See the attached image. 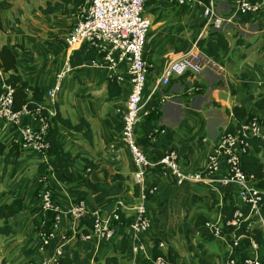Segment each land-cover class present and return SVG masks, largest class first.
<instances>
[{
    "label": "crops",
    "instance_id": "1",
    "mask_svg": "<svg viewBox=\"0 0 264 264\" xmlns=\"http://www.w3.org/2000/svg\"><path fill=\"white\" fill-rule=\"evenodd\" d=\"M39 5L44 4L36 5L28 1L23 8L11 7L1 13L3 28L0 29V45L5 43L12 47L23 77L38 85L44 92L52 84L56 72L71 56L65 38L77 13L44 14L37 9ZM198 9L194 5L179 6L154 0L148 1L145 6V15L151 26L144 56L153 65L147 75L144 97L154 87V94L163 97L160 99L159 117L163 129L143 149L148 154L159 155L166 147H174L178 152L180 165L187 170L203 166L208 152L225 125L234 121V115L225 109L232 104H239L252 110L250 93L264 91V47L230 51L231 42L218 57L210 56L206 47H194L193 36L203 22ZM238 21L242 23L241 20ZM222 26L219 30L224 29ZM261 27L264 32L263 23ZM232 51H236L234 57L231 56ZM170 64L173 65L172 77L185 70H190L193 75L173 81L168 89L162 84L157 85L160 74ZM120 70L124 71L123 65ZM191 78L200 81L204 87L191 89ZM107 79L106 69L92 66L87 61L72 66L64 75L62 88L56 98L57 108L73 121L85 116L91 124L93 140L89 143L83 131L70 129L61 130L58 137L65 148L91 158L94 165L85 167L83 161L78 159L72 165L50 175L49 184L54 199L59 204L60 221L55 228V237L47 244L39 246V237L33 228L28 209L11 215L9 220L14 232L0 235V264H57V247L61 249L62 264H105L106 256L120 255V244L125 233L122 226H116L109 238L96 235L84 238L77 229V221L69 216V211L80 204L85 212L98 208L102 216L113 223L110 214L117 201L133 202L138 197L134 193L136 184L133 178V156L121 136L122 112L129 85L126 84L119 95L108 98ZM209 88L212 89L211 106L206 105L208 98L203 96ZM201 101L206 107L200 106ZM149 105L150 99L146 102V107ZM252 111L264 123V109ZM22 121L24 124H36L29 114H24ZM18 136L19 126L0 119V140H6L10 144ZM51 160L52 157L45 152H29L21 148L19 157L7 168L2 179L4 181H0V202L21 197L30 206L38 204L41 198L35 195L34 190L38 185L39 164L42 161L50 164ZM105 170L110 173L121 172L125 178L111 180L105 175ZM223 170L224 166L222 170L211 174L208 180L177 185L160 169L149 168L145 174V184L150 188V196L144 203L152 224L149 231L142 233L147 252L131 253L126 247L123 256L135 259L137 264H143L142 259L151 254L152 242L158 237H163L165 250L172 246L177 252L175 264H190V257L199 239L207 241L208 247L214 252H217V244L224 246L221 250L225 251L232 235L223 233L215 238L212 234L211 225L221 222L215 202L235 204L241 211V217L254 218L249 226L257 225L250 204L236 194L235 184H222L219 181ZM80 192L84 195L78 201ZM170 214L177 216L173 218ZM197 214H205L209 221L195 225L193 220ZM177 226L184 237L181 244L175 237L172 239L173 243L168 241L172 236H163V233H171ZM249 253L262 260L264 246L249 250ZM225 254L226 252L221 255L217 264H226ZM118 264H129V261L120 260Z\"/></svg>",
    "mask_w": 264,
    "mask_h": 264
},
{
    "label": "built area",
    "instance_id": "2",
    "mask_svg": "<svg viewBox=\"0 0 264 264\" xmlns=\"http://www.w3.org/2000/svg\"><path fill=\"white\" fill-rule=\"evenodd\" d=\"M148 1L153 0H83L78 6L77 15L74 23L66 35V43L72 52L83 42H88L96 49V56L87 60L92 66H98L108 71V78H114L116 82L125 88L129 85V91L125 100L122 112V131L123 141L128 145L134 160L135 168L133 178L139 189L140 209L144 211L143 202L146 199L145 174L149 168H158L168 174L177 185L185 182H199L208 180L209 176L222 170L224 173L219 181L222 184L232 183L236 186V194L246 203L250 204L252 211L257 219V225L264 228V217L260 215L259 206L263 199V188L254 184L252 176H247L240 166V154L248 148L245 141L247 134H262L264 139V123L257 116L244 118L238 124L233 121L231 129H223L218 140L213 144L207 154V158L202 167L194 170H187L180 165L178 152L174 147H166L159 155H151L140 148L135 142V128L143 120L148 108L146 102L154 95V89L144 97V87L150 67L153 62L144 56V49L147 42V35L151 26L149 18L145 15V6ZM167 1L179 6L194 5L199 8L203 19L199 30L194 34L192 45L197 46L196 40L205 36L208 31L219 30L220 26L227 22H236L234 17L242 13L261 15L264 12V0H154ZM225 2L228 6H222ZM220 4V5H219ZM223 33L227 30L220 29ZM70 57L65 60L62 67L56 72L52 84L43 92V104L37 105L34 110H29L25 105L19 109H13V87L5 81L6 73L0 68V119L7 121L11 125L19 126V136L13 141L20 143L22 149L29 151H42L48 146L45 134L47 132L50 118L57 111L56 98L62 88V79L69 72L71 65ZM123 65L124 71L120 70ZM173 72V65L167 66L159 78L157 85H168ZM190 80V88L198 89L199 85H194ZM163 99V97H161ZM160 100V110H161ZM41 108L45 113H41ZM29 114L33 116L36 124H24L22 116ZM158 124H160L158 119ZM43 180V179H41ZM150 191V188H148ZM41 202L45 208L53 207L59 210V204L52 195V189H42ZM125 210L124 203L119 199L112 211V218L118 217L116 209ZM95 215V222L88 233H82L85 238H90L94 233L100 237L109 238L113 235L116 226L111 228L102 225L101 214L98 208L90 210ZM60 213V211H59ZM57 214L54 228L57 227L60 214ZM85 213L82 206L78 204L69 211V216L76 221L80 215ZM138 214L129 224L131 235L134 237L133 251H143L142 242L137 232L147 225V220ZM241 217V211L236 208L234 217L230 221L236 224ZM128 226V225H127ZM124 228V226H123ZM55 235V229L51 236L44 241L47 243ZM127 236V235H126ZM128 237V236H127ZM234 244L239 246L237 240ZM260 245L253 239L246 246V249H257ZM57 256L55 262L61 264L58 257L61 256V249H56ZM249 264H261V259L252 254L245 258ZM152 264H167L162 256H157ZM228 264H239L230 257Z\"/></svg>",
    "mask_w": 264,
    "mask_h": 264
},
{
    "label": "trees",
    "instance_id": "3",
    "mask_svg": "<svg viewBox=\"0 0 264 264\" xmlns=\"http://www.w3.org/2000/svg\"><path fill=\"white\" fill-rule=\"evenodd\" d=\"M83 0H46L44 5H39L37 9L44 13H68L76 12L78 6ZM11 4L8 0H0V29L3 28L1 13L10 8ZM243 22L258 21V23L264 24V12L261 15H252L250 13H242L237 16ZM231 37L234 42L239 45L249 46L250 42L242 36H237L236 33L228 35L216 29L211 33L206 34L196 40L197 46L206 47L207 53L210 56H220L222 50L229 47L231 43ZM194 38V36H193ZM96 56V49L88 42H83L79 47L75 48L71 52L69 63L71 66H78L83 64L85 61ZM0 68L6 73L5 81L13 87V109H19L22 105H25L27 109L34 110L37 105L43 104V92L39 86L32 84L29 80L23 77L17 62V55L11 46L3 43L0 45ZM190 70H185L176 77H170L168 85L165 87L168 89L173 81L183 80L189 74H192ZM193 75V74H192ZM194 85H199L200 88L204 87L200 81L194 79ZM107 97L119 95L122 91L121 86L116 82L114 78L109 77L107 79ZM161 97L155 94L152 97L150 107L143 120L135 128V142L143 149L148 146L157 138L159 131L163 129L162 124H158V119L161 116L160 106ZM251 109H264V91L257 93H250ZM247 110L244 106L239 104H232L230 108H226L225 111L230 112L234 115V122L238 124L244 118H250L257 116L256 112ZM41 113H45V109L41 108ZM233 122H228L224 129H231ZM70 129L73 131H83L89 141L92 143V127L89 120L85 116H81L76 121L71 118L64 116L57 108L54 116L50 118V123L45 134L48 146L45 148V153L52 157L51 163L48 164L45 161L39 164V173H46L45 179L40 182L34 193L36 196L41 198L42 189H52L49 181L50 175L54 172H59L64 168L72 165L78 159L83 161L85 167H91L94 165V161L80 154L79 152H73L65 148L63 142L58 137L61 130ZM264 133V132H263ZM245 141L248 148L240 154V166L241 170L247 175L252 176L254 184L259 187H264V139L262 134H247ZM21 145L17 141L11 140L10 144H7L6 140H0V158H2L1 175L5 174L8 166L12 164L18 157L21 151ZM105 175L111 180L123 179L125 176L121 172H112L108 170L104 171ZM146 198L150 196L148 188H145ZM135 195L139 194L137 186L134 188ZM53 195V191H52ZM84 195L83 192L78 194L77 200L79 201ZM54 197V195H53ZM237 206L229 202H215V209L220 213L221 222L220 230L226 234H231L230 243L233 244L235 240L238 241L239 246L236 247L238 251L235 255H231L236 262L239 264H249L245 261L246 257H249V251L246 246L250 243V240H255L259 245L264 246V228L259 225L249 226L250 221L254 218L252 216L248 218H238L237 223H231L230 221L234 217V210ZM29 210V214L32 218L33 228L39 237V243L42 245L46 239L51 236L54 231V223L56 216L59 213L58 209L53 207L45 208L40 201L38 204L30 206L28 202L24 201L21 197H14L10 201L0 202V215L2 216V223L0 224V233L3 235H9L14 232V229L10 223L9 218L19 210ZM118 217L114 219L116 224L127 226L132 220H134L133 214H126L119 208L116 209ZM259 212L264 217V194L263 199L260 202ZM208 217L205 214H197L194 217V224L200 225L208 221ZM96 218L91 211L85 212L79 216L77 221V229L79 232L88 233L90 232ZM125 234V233H124ZM157 242L159 238L156 239ZM127 247V238L123 236L120 244V255H108L104 258L105 264H118L120 258L124 254ZM177 252L172 246H168L167 250L164 251L155 242L151 249V254L148 257L142 259L144 264H151L157 256L165 257L167 264H175ZM217 252H214L208 247L207 242L199 239L195 246V250L190 257V264H215ZM62 263V258L58 257ZM24 264H29L26 262ZM261 264H264V259L261 260Z\"/></svg>",
    "mask_w": 264,
    "mask_h": 264
},
{
    "label": "rangeland",
    "instance_id": "4",
    "mask_svg": "<svg viewBox=\"0 0 264 264\" xmlns=\"http://www.w3.org/2000/svg\"><path fill=\"white\" fill-rule=\"evenodd\" d=\"M9 2H10V4H11V7L12 8H14V9H16V8H23V5L25 4V2H30V3H33V4H45V2H46V0H8ZM32 5V4H31ZM220 5V4H219ZM221 5L223 6H225V7H227L228 5L225 3V2H222L221 3ZM10 7V8H11ZM234 19L235 20H237L236 22H227L226 21V23H224L223 24V26H222V28L224 27V30H227V32L228 33H230V34H228V35H232V34H234V33H236L237 34V36H242V37H244L247 41H249L250 42V44H249V46L250 47H246V45H242V44H239V45H237L235 42H234V40H233V38L231 37V46H230V51L231 50H233V49H236L237 50V48L239 49H242V50H244V49H246V48H248V50L250 49V50H257L258 48H262V47H264V37H263V34H264V32H262L261 31V26H260V24L258 23V21H249V22H243L242 21V23L240 22V21H238V20H240L239 18H236V16L234 17ZM226 25V26H225ZM0 43H1V37H0ZM261 44V45H260ZM260 45V46H259ZM235 53H236V51H232V54H231V56L232 57H234V55H235ZM204 55V54H203ZM238 59H240V58H238ZM197 71V70H196ZM198 72V71H197ZM211 93H212V89L211 88H209L208 89V92H206V94H203V96L204 95H206V98H208V101H207V104L206 105H208V106H211L212 105V103L213 102H211V100H212V98H211ZM199 94V93H198ZM200 106L203 108V107H206V106H203L202 105V101L200 102ZM261 120V119H260ZM26 151H29V150H26ZM30 152V151H29ZM34 163H35V161H34ZM2 167V166H1ZM1 167H0V181H1V183H2V181H4V180H2V179H4V176H5V174H6V172H5V174H2L1 175ZM8 168H9V166H8ZM7 171V170H6ZM45 175H47L46 173H38V175H37V178H38V184L40 183V182H42L43 180H41V179H45ZM30 177V176H29ZM210 180V179H209ZM150 192V191H149ZM138 197H137V200L135 201H133V202H129V201H122L123 203H124V208H125V210H124V212L126 213V214H133L134 215V218H137L138 217V214H141L140 216H141V218H143V219H145V220H147V225L145 226V227H143L139 232H137V234H138V236L139 237H141L140 238V240H141V242H142V246H143V251H144V253H146L147 252V249H146V246H145V242H144V240H143V238H142V233L143 232H146V231H149V229L151 228V224H152V221H151V218L149 217V214L147 213V209H146V205H145V203L143 202V204H141L142 206H144V211H141V212H139V209H140V197H139V194L137 195ZM100 215V217H101V219H102V225L103 226H106L107 228H111L114 224H116L115 222H114V219L112 218V214H110V217L112 218V220H113V223H110V221H108L107 220V218H105V217H103L102 216V214H99ZM171 215V217H173V218H175L176 216H177V214H170ZM212 215V214H211ZM243 218V217H242ZM244 218H246V217H244ZM59 221H60V219H59ZM194 221V220H193ZM208 221H209V219H208ZM207 221V222H208ZM2 223V221H0V224ZM120 225V224H119ZM255 225V224H254ZM122 226V225H121ZM212 226V234L215 236V238L217 237V236H221V234H223L224 232L222 231V230H220V223L219 224H214V225H211ZM178 227L179 226H177L175 229H173L172 230V232L171 233H163L164 235V237H169V236H172L171 237V239H169L168 238V241H170V242H173L172 241V239H173V237H175V240L178 242V243H183L184 242V237H183V235L181 234V230L180 229H178ZM124 229H125V234H124V236L127 238V248L129 249V251L131 252V253H137L136 251H133V246H134V243H133V240H134V237H132V235H131V230H130V228H129V225L128 226H124ZM79 230V229H78ZM80 231V230H79ZM81 233V235L83 236V234H82V232H80ZM0 235H3V234H1L0 233ZM94 235H96V236H99L98 234H96V233H94V234H92L91 236H94ZM128 237H127V236ZM90 236V237H91ZM55 237V236H54ZM84 237V236H83ZM62 238V237H61ZM85 238V237H84ZM159 238V240H158V242H157V238H153L154 239V242H152V243H157L158 244V247H160L161 249H163L164 251H166L165 249H166V245H165V242L163 241V237L161 238V237H158ZM231 238V237H230ZM205 242H207V241H205ZM174 243V242H173ZM45 244H47V243H42V245H45ZM207 244H208V242H207ZM225 244V243H224ZM227 244V243H226ZM42 245H40V243H39V246H42ZM227 246V249L225 250V251H222L221 250V248L223 249L224 248V246H221L220 244H217V246H216V250H217V254H218V256L216 257V263L215 264H217L218 262H220V259H221V255H223L225 252H226V254H227V258H226V264L228 263V260H230V256L231 255H235V252L237 251L236 250V247H237V245H235L234 244V242H233V244H231L230 243V241H229V243L226 245ZM57 248H60V247H57ZM175 250V249H174ZM231 250V251H230ZM143 251H140V252H143ZM219 252H221V253H219ZM225 254V255H226ZM252 254L253 253H249V255L250 256H252ZM55 256H57V254H56V252H55ZM147 256H149V255H147ZM163 257V256H162ZM165 258V257H164ZM128 259V260H127ZM120 260H125V261H129V264H137V262L135 261V259H131L130 257L129 258H126L125 256H123L122 255V257L120 258ZM119 263H120V261H119ZM144 264V263H143ZM152 264V263H151ZM171 264V263H170Z\"/></svg>",
    "mask_w": 264,
    "mask_h": 264
}]
</instances>
